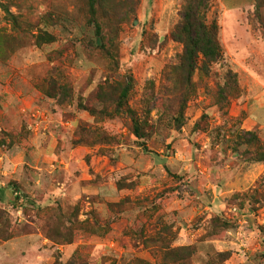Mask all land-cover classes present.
<instances>
[{
	"label": "rangeland",
	"instance_id": "1",
	"mask_svg": "<svg viewBox=\"0 0 264 264\" xmlns=\"http://www.w3.org/2000/svg\"><path fill=\"white\" fill-rule=\"evenodd\" d=\"M185 3L0 0V264H264V0Z\"/></svg>",
	"mask_w": 264,
	"mask_h": 264
},
{
	"label": "trees",
	"instance_id": "2",
	"mask_svg": "<svg viewBox=\"0 0 264 264\" xmlns=\"http://www.w3.org/2000/svg\"><path fill=\"white\" fill-rule=\"evenodd\" d=\"M208 1L186 0L184 7L180 11L179 21L172 31V37L183 44L180 63L181 66L188 68V71L194 70L200 56L204 65L218 60L221 56L220 45L217 40L216 23L206 20ZM119 86H121V94L118 97H124L129 83ZM125 112L131 118L134 134L139 138L143 137L137 118L128 108L125 109Z\"/></svg>",
	"mask_w": 264,
	"mask_h": 264
}]
</instances>
